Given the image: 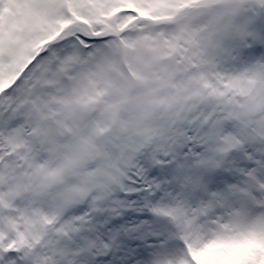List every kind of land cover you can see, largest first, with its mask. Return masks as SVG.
<instances>
[{
    "label": "snow or ice",
    "instance_id": "obj_1",
    "mask_svg": "<svg viewBox=\"0 0 264 264\" xmlns=\"http://www.w3.org/2000/svg\"><path fill=\"white\" fill-rule=\"evenodd\" d=\"M0 264H264V0H0Z\"/></svg>",
    "mask_w": 264,
    "mask_h": 264
}]
</instances>
